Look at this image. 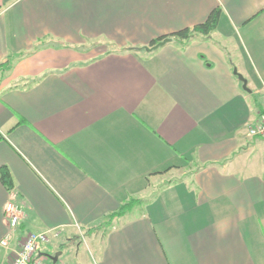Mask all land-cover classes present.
I'll use <instances>...</instances> for the list:
<instances>
[{
    "label": "crops",
    "instance_id": "crops-1",
    "mask_svg": "<svg viewBox=\"0 0 264 264\" xmlns=\"http://www.w3.org/2000/svg\"><path fill=\"white\" fill-rule=\"evenodd\" d=\"M217 7L207 35L145 48ZM3 63L0 264L48 230L67 264H264V136L246 134L264 115V0H0Z\"/></svg>",
    "mask_w": 264,
    "mask_h": 264
},
{
    "label": "built area",
    "instance_id": "built-area-1",
    "mask_svg": "<svg viewBox=\"0 0 264 264\" xmlns=\"http://www.w3.org/2000/svg\"><path fill=\"white\" fill-rule=\"evenodd\" d=\"M249 137L264 136V115L255 124L247 128ZM23 210L14 199H9L4 208L5 222L11 232L19 225ZM59 235V231L29 232L21 238L18 248L13 252L9 264H67L59 259H53L55 250L51 248L53 240ZM7 233L0 240L2 246H6L12 238Z\"/></svg>",
    "mask_w": 264,
    "mask_h": 264
},
{
    "label": "trees",
    "instance_id": "trees-1",
    "mask_svg": "<svg viewBox=\"0 0 264 264\" xmlns=\"http://www.w3.org/2000/svg\"><path fill=\"white\" fill-rule=\"evenodd\" d=\"M220 14H221V9L219 7H217L209 13L206 20L203 21L202 23L196 24L192 27H185V28L180 29L178 31H175L169 35L161 36V37H158L156 39H153L150 41L149 46L156 44L158 41L162 40L165 37L181 38V39H184L185 42H188L189 40H191L195 36L207 35L212 30H214V28L216 27V25L219 21ZM2 66H4V63L0 65V68ZM5 66H7V67L9 66L8 61L5 63ZM0 181L2 182V184L7 189H11L13 186L11 174H10L9 170L7 169V167H5V166L0 167ZM133 204H134V201H132V200L127 201L125 203H122L117 211H115L113 213H109L101 221H99L98 223L88 227L84 232L85 235L90 236L94 232H99L100 230L102 232H105V230H107V228L111 224V221L116 217L122 216L126 211H128L132 207Z\"/></svg>",
    "mask_w": 264,
    "mask_h": 264
},
{
    "label": "rangeland",
    "instance_id": "rangeland-1",
    "mask_svg": "<svg viewBox=\"0 0 264 264\" xmlns=\"http://www.w3.org/2000/svg\"><path fill=\"white\" fill-rule=\"evenodd\" d=\"M91 44H98V43H96V42H91ZM101 50H103V47H92V48H90V51H88L87 52V55H93V54H95V53H97V52H100ZM81 241H84L85 240V238L84 239H80ZM80 243V242H79ZM94 246H96V245H94ZM100 246V239H99V241H98V245H97V248L96 249H91V248H87L88 249V252L89 253H93V251L96 253L97 251H98V247ZM68 247H70V246H65V247H63V250L65 251V250H67V248ZM82 251L81 252H84V250L86 249L84 246L82 247ZM75 250L73 249V247H71L70 249H69V253H71L72 255H70V256H67L66 257V261L68 262V263H71V260H72V258L74 257V255H75ZM88 259L89 260H91V254H89L88 255Z\"/></svg>",
    "mask_w": 264,
    "mask_h": 264
},
{
    "label": "water",
    "instance_id": "water-1",
    "mask_svg": "<svg viewBox=\"0 0 264 264\" xmlns=\"http://www.w3.org/2000/svg\"><path fill=\"white\" fill-rule=\"evenodd\" d=\"M170 40H171L170 37H165V38H163L162 40L158 41L156 44H154V45H152V46H150V47L145 46V48H146L147 50H149L150 48H156L157 46H161V45L165 44L166 42H168V41H170ZM238 77H239V79L243 82L244 87H245V85H246V83H245V79H243V77H242L241 75H238ZM58 255H59V252H57V253L54 255L53 259H54V260L57 259V256H58Z\"/></svg>",
    "mask_w": 264,
    "mask_h": 264
}]
</instances>
